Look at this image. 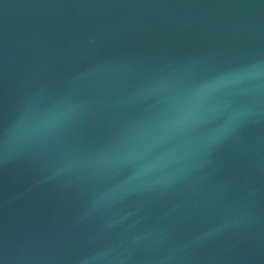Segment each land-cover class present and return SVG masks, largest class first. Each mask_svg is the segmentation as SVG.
Instances as JSON below:
<instances>
[{
	"label": "water",
	"instance_id": "water-1",
	"mask_svg": "<svg viewBox=\"0 0 264 264\" xmlns=\"http://www.w3.org/2000/svg\"><path fill=\"white\" fill-rule=\"evenodd\" d=\"M0 264H264V0H0Z\"/></svg>",
	"mask_w": 264,
	"mask_h": 264
}]
</instances>
